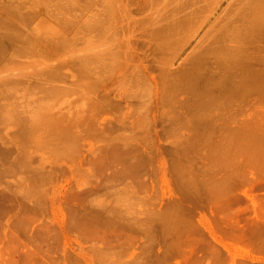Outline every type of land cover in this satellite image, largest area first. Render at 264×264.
Returning <instances> with one entry per match:
<instances>
[{
	"label": "rangeland",
	"instance_id": "rangeland-1",
	"mask_svg": "<svg viewBox=\"0 0 264 264\" xmlns=\"http://www.w3.org/2000/svg\"><path fill=\"white\" fill-rule=\"evenodd\" d=\"M234 1L0 0V106H13L0 107L10 123L0 122L10 170L0 171V264H264V156L248 164L230 141L235 160L213 157L226 120H264V25L250 30L248 1ZM175 4L219 39L207 30L193 46L162 47L157 30L177 21ZM188 71L229 104L207 110L195 133L179 123L193 117L194 92L178 80ZM245 73L263 86L233 102L214 84Z\"/></svg>",
	"mask_w": 264,
	"mask_h": 264
},
{
	"label": "bare ground",
	"instance_id": "bare-ground-1",
	"mask_svg": "<svg viewBox=\"0 0 264 264\" xmlns=\"http://www.w3.org/2000/svg\"><path fill=\"white\" fill-rule=\"evenodd\" d=\"M234 1V0H233ZM248 1V4H249V7H250V13H251V17L252 18H250V16H249V18L248 19H250V22H253V25H255V28H249L250 30H255V32H256V24L257 25H264V0H247ZM232 2V1H231ZM235 2V1H234ZM114 3V2H113ZM115 4V3H114ZM232 3H230V5H231ZM235 5H236V3H234ZM231 7V6H230ZM233 7V6H232ZM227 8V7H226ZM229 8V7H228ZM227 8V9H228ZM234 8V11H236L237 12V10H235V8L236 7H233ZM232 8V9H233ZM173 12L174 11H177V21L174 23L173 22V24H172V22L171 23H168V24H170V26H169V28L167 29V28H165V30H169V32H167V31H164V29H160V30H157V32H158V37L162 40V42L163 43H161V45H162V47H170V48H172L173 49V51H174V47H183V46H187V45H191V46H193L194 44H196V42H197V40H198V35H200L202 32H206L207 30L208 31H211V29L213 28V27H215V25H214V23H211L210 22V20H208V21H205V22H202V23H200V24H196V22L191 18V14H190V12H189V10H188V7H187V5L186 4H175V5H172L171 6V8H170ZM226 11H228V10H226ZM232 12V11H231ZM236 12H235V14H236ZM234 13V12H233ZM228 14H231L232 15V13H227V16H228ZM230 15V16H231ZM167 16V15H166ZM226 16V17H227ZM230 16H228V17H230ZM248 16V15H247ZM163 18H165V17H163L162 16V18L161 19H163ZM168 18V16L166 17V19ZM232 19H233V17H231ZM235 18H236V16H235ZM234 18V19H235ZM16 19V18H15ZM157 19H159V18H157ZM160 19V20H161ZM232 19H230V20H232ZM233 19V20H234ZM165 20V19H164ZM232 20V21H233ZM7 21V20H6ZM8 21H11V20H8ZM13 21V20H12ZM162 21V20H161ZM160 21V22H161ZM169 21V19H167V22ZM27 22V21H26ZM156 22H157V20H156ZM163 22V21H162ZM161 22V23H162ZM166 22V21H165ZM6 23V22H5ZM256 23V24H255ZM167 24V25H168ZM14 25H11V23H8V25H7V27L10 29V38H16V37H18V36H21V35H18L17 33H19L20 32V30H22V29H19L18 27L17 28H15V26L13 27ZM161 26V25H160ZM160 26L158 27V28H160ZM14 28L16 29V30H14ZM21 28V27H20ZM23 28V27H22ZM12 29V30H11ZM248 29V30H249ZM25 30V29H24ZM23 30V31H24ZM234 30V29H233ZM236 31V33H242V32H240V29H235ZM246 30V29H245ZM248 30H246V31H248ZM22 31V32H23ZM237 31H239V32H237ZM243 31V30H242ZM25 32V31H24ZM245 32V31H244ZM244 32H243V34H244ZM249 32V31H248ZM247 33V32H246ZM251 33V32H250ZM13 34H17V35H13ZM21 34V33H20ZM243 34H242V38H243ZM252 34V33H251ZM219 35V34H218ZM217 34H212V31H211V36L212 37H214V38H218V37H220V35H221V33H220V35L218 36ZM223 35V34H222ZM241 35V34H240ZM239 35V36H240ZM254 35H255V33H254ZM253 35V36H254ZM244 36H245V34H244ZM101 37V36H100ZM241 37V36H240ZM251 38H252V36H250ZM249 37V38H250ZM182 38L183 39H185V41L184 42H181V40H182ZM241 38V39H242ZM245 38H248V37H245ZM219 39V38H218ZM99 40V39H98ZM244 43H245V41L244 40H242ZM99 42H100V40H99ZM249 42H250V39H249ZM245 44H247V43H245ZM96 45H98V43L96 44ZM101 45V44H100ZM99 45V46H100ZM238 46V45H237ZM242 46H243V43H242ZM236 47V46H235ZM232 48H234V46H232ZM215 50H217V52L218 51H220V47H215L214 48ZM236 49V48H235ZM234 49V50H235ZM128 50V49H127ZM233 51V50H232ZM236 51H237V49H236ZM232 52L231 54L233 55V56H237L238 57V59H237V62H239V61H241L243 58H244V55L242 56L241 55V52H239V51H237V52ZM131 54V53H130ZM3 55H6L5 54V47L3 46V45H0V59L3 57ZM185 56L188 58V59H195L196 57H197V55L196 54H193L192 53V51L191 50H189L186 54H185ZM9 59H10V57H9ZM2 60V59H1ZM0 60V61H1ZM174 61V60H173ZM170 63H171V61H170ZM233 63H231V65L230 66H233L232 65ZM106 69H108L107 68V66H106ZM227 69H229V67L227 68ZM244 71V70H243ZM246 71H247V69H246ZM245 72V71H244ZM243 73V72H242ZM247 73V72H246ZM246 73H245V76H244V74L241 76V79H239V80H232L231 78H230V75L229 76H226V75H224V79H222V80H220V81H215L214 82V84H217L218 86H219V88H221V89H224V91H225V94L228 96V98L227 99H229V100H232V102H233V99L234 98H240L244 93H246L247 91H249V90H251V89H258V90H260L261 89V87L263 86L262 85V82L261 81H259L257 78H256V76L254 75V74H251L252 76H250V77H246ZM250 73H251V71H249V75H250ZM230 74V73H229ZM228 75V74H227ZM247 75H248V73H247ZM244 76V77H243ZM243 77V78H242ZM197 78H198V74L196 73V71H188L187 73H185V74H182L179 78H178V80L179 79H182V80H184V81H186L187 82V84H188V87H189V89L191 90V91H193L194 92V104H193V108H194V110H193V117L192 118H190V119H188V120H179V123L180 124H182V126L183 127H185V128H187L188 130L190 129V130H193L194 131V133L197 131V129H198V125L202 122V121H204V119H205V115H206V112H207V110H209V109H213V110H217L218 112H220L221 113V110L222 109H224L225 107L227 108V107H229V104H228V106H225L224 105V102L223 101H221V99H219V98H217L216 96H214V95H211L210 94V86L209 85H201V83H199V81H197L196 82V80H197ZM1 79H3L4 81H5V79H7V78H5L4 79V77L2 78L1 77ZM3 80H1V81H3ZM8 80H10V79H8ZM226 80H228V81H226ZM171 81H172V83L174 84V74H173V78L171 79ZM7 82V81H6ZM43 87V86H42ZM46 86H44L43 88H45ZM51 87V90H44L43 88V90L42 91H47L46 93H49V95H50V93H54L55 91H57L58 93H59V90L61 91V89L60 88H58V87H55L57 90H55V89H52V86H50ZM48 88V87H47ZM50 89V88H49ZM49 91V92H48ZM1 92V91H0ZM5 93V92H4ZM4 93H2V94H0V96L1 97H3V95H4ZM33 93V92H32ZM56 93V92H55ZM57 93V94H58ZM31 94V93H30ZM38 94V93H37ZM36 94V95H37ZM40 95V94H39ZM46 95H48V94H46ZM48 95V96H49ZM54 95V94H53ZM56 95V94H55ZM44 96H45V92H44ZM51 96V95H50ZM0 97V98H1ZM47 97V96H46ZM29 98H31L30 96H29ZM44 98V97H43ZM232 98V99H231ZM6 99V98H5ZM4 99V100H5ZM27 99V98H26ZM3 100V99H2ZM2 101L1 102V105H3L4 106V102L5 101H7V99L5 100V101ZM9 100V99H8ZM28 101H30V100H28ZM28 101H25L26 102V104L28 103ZM31 101H32V98H31ZM227 101V100H226ZM33 102H35V100L33 101ZM32 102V103H33ZM36 102H38L37 100H36ZM36 102L34 103V104H32L31 102H30V104H32V106L34 107V106H36L37 107V105H36ZM12 103V102H11ZM15 103V102H14ZM10 104V103H9ZM18 104V103H17ZM17 104H14V106L16 107V105ZM30 104H29V106H30ZM8 105V101H7V103H6V105L5 106H7ZM19 105V106H18ZM17 106H18V108L19 109H21L20 107L21 106H23V104L20 106V104H18ZM25 105V104H24ZM224 105V106H223ZM226 105H227V102H226ZM3 106L1 107L2 108V110L1 111H3L4 109H3ZM11 106V105H10ZM9 105H8V107H10ZM25 106H27V105H25ZM25 106H23L24 108H26ZM13 106H11L9 109L7 108V107H5L6 108V110L7 111H10L11 110V108H12ZM99 107V106H98ZM19 109H16V110H19ZM26 109H29V108H26ZM24 110V109H23ZM226 109H224L223 111H225ZM21 111V110H20ZM19 111V112H20ZM28 111V110H27ZM48 111V110H47ZM5 112V111H4ZM49 112V111H48ZM5 113H7V112H5ZM9 113V112H8ZM45 113H46V111H45ZM223 113V112H222ZM13 113H11V119H13V117H14V115H12ZM3 115H5V117L8 115H6V114H3ZM2 114H1V116H3ZM10 115V114H9ZM19 115L21 116V114L19 113ZM51 115V114H50ZM256 115L257 116H255V117H257L258 118V114L256 113ZM17 116V115H16ZM17 117H19V116H17ZM1 118H3V117H1ZM9 118V117H8ZM21 118H23V116L21 117ZM20 118V119H21ZM46 118V119H45ZM257 118H255L256 119V121H257ZM4 119V118H3ZM3 119L0 121L1 123H3L4 121H3ZM7 119V117L5 118V120ZM10 119V118H9ZM10 119V120H11ZM25 119V120H24ZM26 119H28L27 117H25V118H23V119H21V121L23 120V121H26ZM33 118L32 117H30L29 118V120H32ZM237 119V118H236ZM236 119H233V121H231V120H226L225 122H224V124H223V126L225 127H227L226 128V133H227V136H226V142H224V143H222V144H220V145H217L216 147H215V151H214V154H213V157H214V160L217 162V163H220V164H224V165H226L227 163H230L232 160H235L234 158H233V156L228 152V150H227V146H228V144H230V141H232L233 143H234V145H235V154H243V155H245V156H243V157H245L246 158V156H248L247 157V159L249 160V162H250V160L252 161H256V159L253 157V156H255V155H260L261 157H263L264 156V132L262 133L261 132V129L263 128V127H260V124L262 125V123L264 122V120H263V122L261 123V119L262 118H258L259 119V121H260V124L259 123H257V124H259V125H256V123H254L253 122V118L252 119H250V120H252V121H249L247 124H245V125H238V126H232L233 124V122H235L236 121ZM10 120H8L7 119V121H10ZM43 120H47V122L49 121L51 124H55L57 121H59L60 120V123H62V121L63 120H61L60 118H58L57 116H50V117H46V115H42V116H40L39 117V119H38V121H39V123H41ZM205 121H207V119L205 120ZM255 121V120H254ZM255 121V122H256ZM27 122H29V121H27ZM27 122H26V124H27ZM46 122V121H45ZM5 123V122H4ZM3 123V124H4ZM7 123H9V122H7ZM7 123H5L6 125H7ZM29 123H31V122H29ZM28 123V125L26 126V127H28L29 125L31 126V124H29ZM36 123H38L37 122V120L35 121V124ZM43 123V122H42ZM10 124V123H9ZM21 124H23L22 122H21ZM25 124V123H24ZM45 124V123H44ZM14 126H15V124H13ZM46 125V124H45ZM48 125H50V124H48ZM264 125V124H263ZM5 126V125H4ZM22 126V125H21ZM29 126V128H31ZM37 125H35V126H33L34 128L36 127ZM42 126H43V124H42ZM0 127H1V125H0ZM6 127V126H5ZM23 127H25L24 125H23ZM39 127H41V125L39 126ZM23 130L25 129V128H22ZM28 129V128H27ZM32 129V128H31ZM36 129H38V128H36ZM22 130V131H23ZM26 130V129H25ZM264 130V129H263ZM4 131V130H3ZM28 131V130H27ZM23 133V132H22ZM1 134V133H0ZM16 134V133H15ZM18 134V133H17ZM3 135V134H2ZM4 135H6V134H4ZM3 135V136H4ZM19 136L21 135V133L20 134H18ZM23 135V134H22ZM206 135H207V133H203V132H201L200 133V136L201 137H203V138H205L206 137ZM3 136H1V138H3ZM7 137V136H6ZM6 137H5V141H6ZM0 138V139H1ZM3 141V140H2ZM8 141V140H7ZM9 149V148H8ZM4 150H7V149H4ZM10 150V149H9ZM9 150H8V154L10 155V152H11V150H10V152H9ZM21 150H23V149H21ZM0 151H1V149H0ZM3 151V150H2ZM2 153V152H1ZM0 153V154H1ZM12 153V152H11ZM8 154H5V156H6V160H7V157L9 158V156H8ZM17 154V153H16ZM19 154V153H18ZM20 154H21V152H20ZM3 155V157H4V154H2ZM13 155H14V157L15 156H17V155H15V152H13ZM12 155V156H13ZM23 155V154H22ZM10 157V159L12 158L13 159V157ZM21 156V155H20ZM20 156H18L19 158H20ZM24 158H25V156H23ZM259 157V156H258ZM257 157V158H258ZM17 158V157H16ZM21 158H22V156H21ZM20 158V159H21ZM2 159V156H1V158H0V160ZM10 159H8V161H6V163L8 162V165L11 163L10 162ZM19 159V160H20ZM26 159V158H25ZM261 159H264V157L263 158H261ZM17 161H18V159H16ZM28 160V159H27ZM248 160H247V163L248 164H252V162H248ZM13 161V160H12ZM15 161V160H14ZM21 161V160H20ZM257 161H259V160H257ZM257 161H256V163H257ZM3 162V161H2ZM1 162V163H2ZM5 162V161H4ZM3 162V163H4ZM2 163V164H3ZM17 163V162H16ZM18 163H19V161H18ZM22 165H24L25 164V162L24 163H22V162H20ZM19 163V164H20ZM254 163V162H253ZM27 164V163H26ZM25 164V165H26ZM255 164V163H254ZM4 165V164H3ZM3 165H0L1 166V168H2V166ZM18 165V164H17ZM255 165H257V164H255ZM6 166V168H7V165H5ZM10 166V165H9ZM11 166H13V168H14V165H12V163H11ZM19 166H21V165H19ZM16 169L18 168L17 166L15 167ZM14 168V169H15ZM4 169V171H6L5 170V168H3ZM3 169H0V171H2L3 172ZM8 169H10V168H8ZM11 169H12V167H11ZM12 170V171H15V170ZM8 171H10V170H7L5 173H7ZM4 173V172H3ZM3 173H0V175H2ZM2 177H3V175H2ZM0 178H1V176H0ZM39 182H41V181H39ZM224 183V182H223ZM34 185H38V184H34ZM39 185H40V183H39ZM33 187V186H32ZM31 187V188H32ZM38 187V186H37ZM40 187V186H39ZM38 187V188H39ZM221 188V186L220 185H218V186H216L214 189H216V190H219ZM34 189H36L37 190V188L36 187H34ZM33 189V190H34ZM29 190V189H28ZM32 190V191H33ZM35 190V191H36ZM35 191H33V193L35 192ZM30 192H31V189H30ZM37 192V195H39L40 194V192H39V190L38 191H36ZM32 193V192H31ZM36 194H32V196H37ZM31 197V196H30ZM224 196H221L220 198H223ZM253 199V198H252ZM251 199V200H252ZM252 201H255V199H253ZM255 203V202H254ZM258 203V202H257ZM261 204V203H260ZM258 205V206H260L261 207V205ZM262 212H264V210H262ZM261 213V212H260ZM259 217H261L262 218V215H258V218ZM264 217V216H263ZM167 218V217H166ZM261 218H259V219H261ZM166 221H167V219H166ZM264 226V225H263ZM262 226V228H264ZM261 229V228H260ZM242 233H245V230H242V232H239V234L240 235H243Z\"/></svg>",
	"mask_w": 264,
	"mask_h": 264
}]
</instances>
